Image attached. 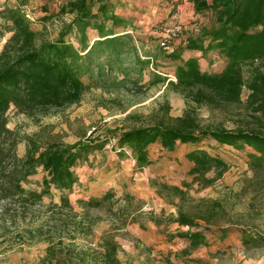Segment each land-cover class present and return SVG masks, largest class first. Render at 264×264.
<instances>
[{"label": "trees", "instance_id": "obj_1", "mask_svg": "<svg viewBox=\"0 0 264 264\" xmlns=\"http://www.w3.org/2000/svg\"><path fill=\"white\" fill-rule=\"evenodd\" d=\"M188 1L196 13H210L213 20L188 37L186 43L169 53L165 51V60L177 62L176 81L154 73L149 84L167 83L197 105L240 103L247 88V103L253 110L248 125L233 129L203 126L192 111H185L179 117L170 116V105L165 103L163 115L156 122L108 129L101 139L87 137L73 143L42 144L35 137H27L23 156L18 153L16 132L8 127L7 113L11 107L38 118L54 109L78 104L88 90L102 86L101 80L108 69L119 66L126 81L131 73L122 63L131 53L137 64L134 69L139 71L134 81L139 85L150 59H142L138 53L128 32L130 19L116 13V7L125 4L122 0H66L57 12L41 18L59 23L54 39L46 38L43 31L33 26L25 10L31 0H14L13 5L7 0L0 3V41L5 39L0 50V203L4 201L10 206L14 203L26 213L43 205L45 198L52 199L57 192L60 203L52 204L77 214L71 195L82 186L79 169L97 160L111 142L117 161L131 158L135 173L151 165V145L160 144L169 151L176 150L180 144L192 145L193 149L185 155L191 163L189 174L201 187L211 186L228 171L229 164L219 154L201 146L204 141H210L219 148L246 150L255 177L264 176V0ZM118 28L124 31L119 33ZM186 51L198 52L200 56L185 57ZM209 53L225 60L221 70L208 71L202 65L201 60ZM246 67H250L247 76ZM39 173L40 179L31 181ZM32 183H35L33 187H27ZM152 186L162 199L177 208V215L169 222L190 228L169 233L170 238L185 239L190 249H196L208 245L206 234L220 232L226 237L234 229L246 249H264V234L249 227L215 224L217 201L207 205L201 199L203 203L195 211L185 210L182 203L189 194L190 183L180 187L155 181ZM115 196L112 190L99 197L79 198L77 202L84 210L101 208ZM126 197L132 195L127 193ZM12 212L7 206L0 210V216ZM153 218L159 226L160 217ZM106 244H109L108 256L119 248L113 241Z\"/></svg>", "mask_w": 264, "mask_h": 264}, {"label": "rangeland", "instance_id": "obj_2", "mask_svg": "<svg viewBox=\"0 0 264 264\" xmlns=\"http://www.w3.org/2000/svg\"><path fill=\"white\" fill-rule=\"evenodd\" d=\"M7 1L14 4V0ZM65 1L31 0L25 7L33 26L43 31L48 39L57 36L59 23L41 18L57 12ZM4 2L0 0V3ZM178 5L171 0H126L121 11L122 16L130 19L128 32L142 59L153 57L155 66L169 74H174L177 62L165 60L167 53L159 46L161 28L173 23L184 25V33L176 40V47L186 43L188 37L213 20L210 13L198 14L188 4ZM123 31L120 29L119 33ZM4 41H0V50ZM134 62L131 53L122 63L131 73L126 81L119 66L108 69L101 80L102 86L88 90L80 103L54 109L46 116L32 117L11 107L7 113L8 127L19 138V155L25 154L27 137H35L42 144L51 141L73 143L87 137L101 139L108 129L116 127L151 124L163 115L165 103L170 105V116L179 117L185 111H192L203 126L233 129L252 121L247 88L243 90L240 103L197 105L167 83L149 84L154 74L148 70L149 64L136 85L134 79L139 71L134 69L137 65ZM224 65L225 60L216 53H211L204 64L208 71L221 70ZM249 71L250 67H246V76ZM112 144L97 156V160L79 169L82 186L71 195L77 214L52 204L59 201L57 192H54L53 200L45 198L43 205L26 210V213L14 203L11 206L4 201L0 203V210L8 206L13 211L5 217L0 216V264H243L245 260L250 264H264V249L244 252L238 248L230 249L231 245L240 243L239 238L227 239L230 243L227 245V242L218 241V236L212 237V247L220 249L214 248L212 252L207 249L205 256H201L200 251L181 252L184 244L176 243L170 252H166L159 248L163 244L159 242L161 238L154 241L155 230L151 226L156 225L157 231L163 234L190 229L169 222L177 215V208L162 199L152 186L155 181L180 187L187 182L192 186L182 203L185 210L195 211L203 203L201 199H205L207 205L217 201L215 224L249 227L264 234V176L255 177L249 168L246 150L219 148L214 142L204 141L201 146L222 156L229 169L213 185L203 188L194 183L189 174L191 163L185 155L193 149L192 145L180 144L174 151L160 144L151 145V165L135 173L131 158L120 166L116 164ZM40 176V173L33 176L31 181H37ZM33 185L35 183L27 184V187ZM99 185H116V188L108 187L115 189V198L101 208L84 210L77 199L100 193ZM127 193L132 197L127 198ZM153 217H160L159 226ZM62 221H67V225ZM106 241L119 246L112 256L107 254L109 244Z\"/></svg>", "mask_w": 264, "mask_h": 264}, {"label": "crops", "instance_id": "obj_3", "mask_svg": "<svg viewBox=\"0 0 264 264\" xmlns=\"http://www.w3.org/2000/svg\"><path fill=\"white\" fill-rule=\"evenodd\" d=\"M124 3L126 2V0H122ZM130 1V0H129ZM161 1H163V0H161ZM175 1H179L178 3L179 4H188V5H190V6H192V8H193V5H192V3H190L188 0H171V2L172 3H174ZM177 3V2H176ZM178 3H177V5H178ZM172 7L174 6V5H171ZM123 7H124V5H118L117 7H116V13L117 14H121V11L123 10ZM178 8H179V5H178ZM194 9V8H193ZM122 15V14H121ZM120 29H122V28H118V29H116V31L117 32H119V30ZM184 44V43H183ZM211 53H209L206 57H205V59H202L201 60V63H202V65H204L205 63H206V61H207V59H208V57H209V55H210ZM191 55H196V56H200V53H198V52H194V51H186L185 53H184V56L185 57H189V56H191ZM204 63V64H203ZM214 71H216V70H214ZM219 71V70H218ZM151 147V146H150ZM124 161H120V162H116V164H118V166H120L122 163H123ZM134 162V161H133ZM138 173V172H137ZM108 187H110V188H116V185H108ZM108 187H107V185H99V187L97 188V190H100V193H92L93 195L92 196H94V197H99V196H102L103 194H105L106 192H108V191H112V190H109L108 189ZM113 191H115V189L113 190ZM58 203H60V199H59V201H58ZM72 203H73V201H72ZM176 224H178V223H176ZM152 226V228H154V233H153V235H154V241L155 242H158V239L157 238H161V240L159 241L160 243H163V244H161V245H159V248H164L163 250H166V252H170V248H174V246L175 245H179V244H184V249H182V251L181 252H184V253H187V252H192V251H194V252H199L200 251V255L201 256H205L206 255V251H207V249L209 250V251H211L212 252V250H214V248H216V249H220V247H212L213 246V244H211V238L212 237H214V238H216L215 236H218V241H222V242H227V245L228 244H230V243H228V241H227V239H229V238H233V239H235V238H239V239H241L240 238V236H239V232L238 231H235L234 229H232V231L230 232V234H228L226 237H223V235H222V233H220V232H213V233H208V234H206L207 235V238H208V245H204V246H200V247H198V248H196V249H190L189 248V242L187 241V240H185V239H182V238H179V237H175V238H170L169 236H168V234L169 233H165V234H163V233H159L158 231H157V226L156 225H151ZM178 226H180L179 224H178ZM181 228H184V227H186V226H180ZM176 243V244H175ZM173 244H175V245H173ZM215 245V244H214ZM240 249L242 252H244V250H247L243 245H242V242L240 241V243L239 244H236V245H231V247H230V249H232V250H234V249ZM202 252H204L205 254H202ZM208 252V251H207ZM243 264H250L248 261H244L243 262Z\"/></svg>", "mask_w": 264, "mask_h": 264}, {"label": "built area", "instance_id": "obj_4", "mask_svg": "<svg viewBox=\"0 0 264 264\" xmlns=\"http://www.w3.org/2000/svg\"><path fill=\"white\" fill-rule=\"evenodd\" d=\"M185 27L182 23H173L171 25H164L161 28L159 46L167 53L171 52L175 48L176 40H178L184 33ZM150 63L148 70L156 74L165 76L168 81H176L174 74H169L158 69L154 64L153 57H149Z\"/></svg>", "mask_w": 264, "mask_h": 264}]
</instances>
